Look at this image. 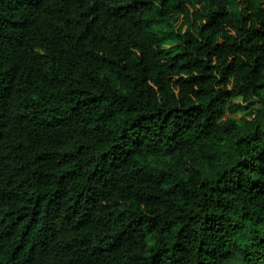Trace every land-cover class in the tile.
<instances>
[{
	"label": "trees",
	"instance_id": "16d2710c",
	"mask_svg": "<svg viewBox=\"0 0 264 264\" xmlns=\"http://www.w3.org/2000/svg\"><path fill=\"white\" fill-rule=\"evenodd\" d=\"M0 264H264V0H0Z\"/></svg>",
	"mask_w": 264,
	"mask_h": 264
},
{
	"label": "rangeland",
	"instance_id": "374dc122",
	"mask_svg": "<svg viewBox=\"0 0 264 264\" xmlns=\"http://www.w3.org/2000/svg\"><path fill=\"white\" fill-rule=\"evenodd\" d=\"M236 102L238 103V104H241V102H240V100H236ZM242 106H244V107H249V108H251V107H253L254 105H255V103H251V104H241Z\"/></svg>",
	"mask_w": 264,
	"mask_h": 264
}]
</instances>
